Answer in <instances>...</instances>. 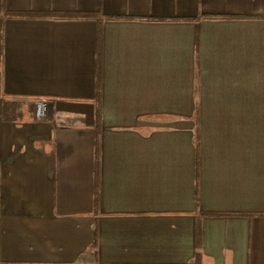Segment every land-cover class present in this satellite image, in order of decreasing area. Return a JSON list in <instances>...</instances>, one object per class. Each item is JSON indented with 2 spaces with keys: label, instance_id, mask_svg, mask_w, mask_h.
<instances>
[{
  "label": "crops",
  "instance_id": "0c3cea01",
  "mask_svg": "<svg viewBox=\"0 0 264 264\" xmlns=\"http://www.w3.org/2000/svg\"><path fill=\"white\" fill-rule=\"evenodd\" d=\"M0 264H264V0H0Z\"/></svg>",
  "mask_w": 264,
  "mask_h": 264
},
{
  "label": "trees",
  "instance_id": "16d2710c",
  "mask_svg": "<svg viewBox=\"0 0 264 264\" xmlns=\"http://www.w3.org/2000/svg\"><path fill=\"white\" fill-rule=\"evenodd\" d=\"M12 14H16V15H22V14H24V13H22V12H14V13H12ZM52 14H57V15H59V14H61V15H64V16H70V15H72L71 13H60V12H50V11H48V12H41L40 13V15H52ZM84 14H86L87 16H97V19H100L101 18V16L98 14V13H96V14H93V13H84ZM107 18H114V17H107ZM151 19H154V20H164V19H171V18H161V17H155V18H151ZM96 98H97V107H96V111H95V126H96V131H97V129H98V127H99V124H100V119H101V117H100V111H99V94L98 93H96ZM96 156H97V154H96ZM198 242V241H197ZM196 246L198 247V243L196 244ZM195 255H196V257L197 256H199V251H198V249L196 250V252H195ZM196 260H197V258H196Z\"/></svg>",
  "mask_w": 264,
  "mask_h": 264
},
{
  "label": "built area",
  "instance_id": "2783aa9c",
  "mask_svg": "<svg viewBox=\"0 0 264 264\" xmlns=\"http://www.w3.org/2000/svg\"><path fill=\"white\" fill-rule=\"evenodd\" d=\"M48 104L49 100L46 99H37L33 102L34 117L36 121H43L45 119Z\"/></svg>",
  "mask_w": 264,
  "mask_h": 264
}]
</instances>
